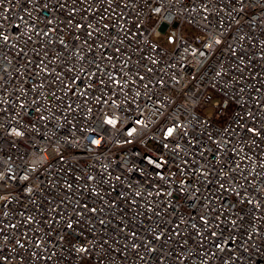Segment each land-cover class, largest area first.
<instances>
[{"label":"built area","instance_id":"2783aa9c","mask_svg":"<svg viewBox=\"0 0 264 264\" xmlns=\"http://www.w3.org/2000/svg\"><path fill=\"white\" fill-rule=\"evenodd\" d=\"M0 264H264V0H0Z\"/></svg>","mask_w":264,"mask_h":264},{"label":"rangeland","instance_id":"374dc122","mask_svg":"<svg viewBox=\"0 0 264 264\" xmlns=\"http://www.w3.org/2000/svg\"><path fill=\"white\" fill-rule=\"evenodd\" d=\"M170 45L172 46L173 45V42H170ZM208 93H210V95H211L212 92L211 91H208L207 94ZM214 100H215V98H214Z\"/></svg>","mask_w":264,"mask_h":264}]
</instances>
